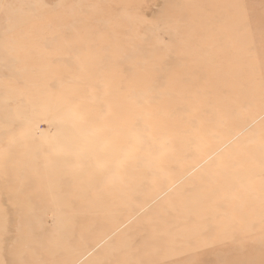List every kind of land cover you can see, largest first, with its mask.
Listing matches in <instances>:
<instances>
[{
	"label": "rangeland",
	"instance_id": "1",
	"mask_svg": "<svg viewBox=\"0 0 264 264\" xmlns=\"http://www.w3.org/2000/svg\"><path fill=\"white\" fill-rule=\"evenodd\" d=\"M0 264H264V0H0Z\"/></svg>",
	"mask_w": 264,
	"mask_h": 264
},
{
	"label": "bare ground",
	"instance_id": "2",
	"mask_svg": "<svg viewBox=\"0 0 264 264\" xmlns=\"http://www.w3.org/2000/svg\"><path fill=\"white\" fill-rule=\"evenodd\" d=\"M135 138V137H134ZM130 142H131V140H130ZM135 142H137V140L135 141ZM140 142V141H139ZM139 142H137V143H139ZM136 144V143H135ZM137 145V144H136ZM125 162H126V160H125ZM126 166H128V162H126ZM235 179V178H234ZM124 180V179H123ZM122 180V181H123ZM205 181V180H204ZM252 181V180H251ZM250 183V182H249ZM243 184V183H242ZM243 186V185H242ZM241 186V187H242ZM203 190V189H202ZM142 193V192H141ZM146 194V193H145ZM147 196H148V194H147ZM145 197V196H144ZM117 198H119V196H117ZM111 199H113V198H111ZM144 200V199H143ZM232 200V199H231ZM134 201V200H133ZM133 201H132V203H133ZM127 207L129 208V205H127ZM131 209V208H130ZM129 213V212H128ZM129 215V214H128ZM237 215H239V214H237Z\"/></svg>",
	"mask_w": 264,
	"mask_h": 264
}]
</instances>
